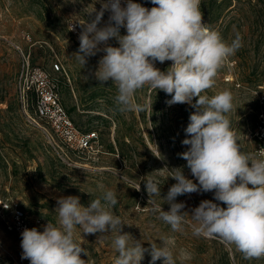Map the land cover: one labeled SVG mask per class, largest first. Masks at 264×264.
I'll list each match as a JSON object with an SVG mask.
<instances>
[{
  "label": "rangeland",
  "instance_id": "rangeland-1",
  "mask_svg": "<svg viewBox=\"0 0 264 264\" xmlns=\"http://www.w3.org/2000/svg\"><path fill=\"white\" fill-rule=\"evenodd\" d=\"M143 1L154 6L150 0ZM100 6V0H0V199H14L31 219L40 218L45 226L57 220L58 197L78 196L81 205L89 206L101 195L103 185L116 192L119 202L113 212L124 221L123 230L145 241V248L163 241L176 264H264V259H244L234 247L218 240L194 236L191 216L185 217L183 232H173L151 214L143 180L147 175L160 182L161 197H155L160 204L176 183L168 178V168L182 167L185 176L197 182L187 162L178 156L188 148L182 141L194 109L187 104L169 106V95L145 86L135 99L142 105L152 104L151 108L140 113L113 111L115 85L111 81L101 85L94 75L104 53L88 58L84 67L74 54L79 49L80 23ZM201 11L206 24L224 40L230 42L237 32L243 37V46L225 62L207 94L232 92L234 107L227 115L243 151L255 152L258 118L264 112V0H201ZM109 15L104 13L100 26ZM71 24L77 25L78 33L71 30ZM120 31L126 34L125 29ZM109 43L118 46L114 39ZM171 63L155 66L166 71ZM34 68L48 74L49 85L58 92L74 124L82 131H97L95 150H71L48 120L38 116L39 90L31 83ZM230 74L233 80H227ZM138 185L139 190L135 189ZM202 200L220 203L214 192L176 198L177 203H185L183 211L189 215ZM162 207L169 210L168 204ZM80 231L77 240L87 250L88 257H82L89 264H114L118 253L111 236L81 237ZM22 251L21 240L0 221V264H24ZM150 260L145 253L142 264Z\"/></svg>",
  "mask_w": 264,
  "mask_h": 264
},
{
  "label": "clouds",
  "instance_id": "clouds-1",
  "mask_svg": "<svg viewBox=\"0 0 264 264\" xmlns=\"http://www.w3.org/2000/svg\"><path fill=\"white\" fill-rule=\"evenodd\" d=\"M150 2L154 6L149 9L134 0H126L123 6L121 0H100L99 11L94 8L90 18L80 23L75 57L84 67L88 58L104 53L94 75L101 85L108 81L115 85L116 113H140L151 108L152 104L142 105L135 99L145 86L169 95V106L187 104L194 109L182 141L188 148L178 156L187 162L197 182L187 178L182 167L168 168V178L176 183L162 198L169 205L165 211L164 204L155 199L161 197L160 182L147 175L143 180L151 214L173 232H183L185 217L191 216L194 236L234 247L246 260L264 259V148L243 151L227 115L234 107L230 90L207 94L215 86L219 70L243 46V37L237 32L230 42L224 40L204 21L201 0ZM105 12L110 13L108 21L100 26ZM122 28L126 34H121ZM113 39L118 46L109 43ZM166 61L172 62L166 71L155 66ZM100 188L101 195L89 206L81 205L78 196L58 197L55 223L48 221L43 231L36 227L22 231L21 258L30 264H89L88 259H82L88 252L77 240L80 229L81 237L111 236L118 253L114 264H142L145 253L151 256L149 264L159 260L176 264L163 241L148 242L150 247L145 248V241L125 232L124 221L113 212L119 202L116 192L103 185ZM203 192H214V199L220 203L202 200L189 215L183 211L185 203L176 202L178 196Z\"/></svg>",
  "mask_w": 264,
  "mask_h": 264
},
{
  "label": "built area",
  "instance_id": "built-area-1",
  "mask_svg": "<svg viewBox=\"0 0 264 264\" xmlns=\"http://www.w3.org/2000/svg\"><path fill=\"white\" fill-rule=\"evenodd\" d=\"M122 6L126 0H121ZM147 8H151L143 0H134ZM74 31L79 32L77 25L71 24ZM55 69L59 70L60 65L55 63ZM31 83H35L39 90L36 112L38 116L46 118L51 127L62 137L65 146L75 152H92L98 144L99 135L97 131H82L79 129L67 111L60 103V97L50 85L51 79L41 68H34L31 71ZM227 80H233V76L227 77ZM30 88V85H28ZM257 145L255 152L264 148V112L259 114L258 126L256 129ZM0 221L7 232L14 233L20 240L21 233L25 228L36 227L43 231V224L40 218L31 219L25 209L12 198L0 199ZM84 259V257H82ZM24 264H30L27 259H22Z\"/></svg>",
  "mask_w": 264,
  "mask_h": 264
}]
</instances>
